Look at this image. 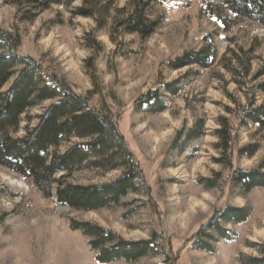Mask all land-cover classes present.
<instances>
[{
	"label": "rangeland",
	"instance_id": "374dc122",
	"mask_svg": "<svg viewBox=\"0 0 264 264\" xmlns=\"http://www.w3.org/2000/svg\"><path fill=\"white\" fill-rule=\"evenodd\" d=\"M58 1L26 19L27 7L0 0V27L20 35L21 56L88 95L89 106L114 122L143 180L135 181L137 193L129 192L118 204L78 211L44 198L0 165V264H101L88 246L90 238L71 230L70 222L96 225L126 242L155 241L136 261L108 264H264V187L243 196L230 181L231 168L252 169L264 156V128L240 123L249 101L264 104L256 87L264 83V27L235 18L219 0H168L150 5L147 14L157 26L141 40L116 24L138 0H100L91 6L101 10L89 17L73 14L88 8V0ZM206 5L222 12L225 24L210 17ZM102 15L106 22L100 27ZM211 43L215 55L208 68L169 67ZM163 84L178 90L176 96L162 93L165 110L139 111L138 101ZM47 104L29 111L30 121L23 118L13 136L35 125ZM224 125L231 138L226 154L231 168L219 163L217 131ZM190 130L198 135L184 142ZM122 172L96 175L82 168L70 182L102 186ZM18 184L21 190L15 189ZM225 205L251 208L245 223L225 226L236 239L219 240L211 254L194 248L197 231Z\"/></svg>",
	"mask_w": 264,
	"mask_h": 264
},
{
	"label": "trees",
	"instance_id": "16d2710c",
	"mask_svg": "<svg viewBox=\"0 0 264 264\" xmlns=\"http://www.w3.org/2000/svg\"><path fill=\"white\" fill-rule=\"evenodd\" d=\"M16 1L20 6L28 8L26 19L34 18L51 3L60 4L58 0ZM98 1L100 0H88V8H81L73 14L83 17L97 14L101 8L95 9L91 5L95 6ZM166 1L168 0H138L133 9L116 24L122 27L124 32L136 34L141 40H145L157 26L155 20H149L147 11L150 5L158 6ZM219 2L235 18H244L264 27V0ZM206 10L210 17L222 25L225 24L222 12L214 11L211 5H206ZM105 22L103 15L97 17L98 26H105ZM19 36L0 27V165L30 182L44 198L54 197L57 204L78 211L105 208L118 204L120 198L129 192L137 193L139 189L135 181H142L143 176L114 122L106 114L89 106L88 95L76 93L67 82L54 75L43 74L32 58L21 56L17 52L20 45ZM214 55L215 49L211 43L196 52L184 53L170 62L169 67L181 69L197 64L200 68H208ZM256 87L264 93V83ZM177 91L169 84H163L159 90L154 89L147 97L140 99L136 108L150 113L163 112L165 105L161 100L162 93L168 92L176 96ZM45 103H48L47 106L35 116L36 124H28L22 136L14 137L20 130L23 118L30 121L28 112ZM242 115V125L250 122L264 128V104L253 106V102L249 101ZM199 127L196 125L195 129ZM194 130L186 133L184 142L197 137L198 133ZM217 134L218 147L223 153L219 163L231 168V160L229 155H226L231 139L227 127L222 126ZM199 136H202V133ZM75 139L78 141L71 142ZM64 144L68 146L62 150ZM82 168L93 171L96 175L119 168H122L123 172L113 182L102 186H82L70 182L73 174ZM230 181L243 196L255 188H263L264 156L252 169L231 168ZM144 190L147 192L148 188L145 187ZM250 216L249 207L225 205L214 211L208 222L197 231L193 247L210 254L215 253L219 240L231 241L237 237L236 232L228 230L225 226L243 224ZM69 227L90 238L88 246L96 252L95 260L101 264L118 260L136 261L146 256L155 242L152 238L140 242H126L110 231L87 223L70 222ZM154 236L153 233L152 237Z\"/></svg>",
	"mask_w": 264,
	"mask_h": 264
},
{
	"label": "bare ground",
	"instance_id": "6f19581e",
	"mask_svg": "<svg viewBox=\"0 0 264 264\" xmlns=\"http://www.w3.org/2000/svg\"><path fill=\"white\" fill-rule=\"evenodd\" d=\"M156 142V141H155ZM201 164V161H199L198 163H197V165H200ZM15 189H22V186H21V184H18V185H16V187H15ZM195 199V198H194ZM194 202V201H193ZM196 203V202H195Z\"/></svg>",
	"mask_w": 264,
	"mask_h": 264
},
{
	"label": "crops",
	"instance_id": "0c3cea01",
	"mask_svg": "<svg viewBox=\"0 0 264 264\" xmlns=\"http://www.w3.org/2000/svg\"><path fill=\"white\" fill-rule=\"evenodd\" d=\"M129 150V149H128ZM130 151V150H129ZM132 153V151H130ZM133 154V153H132ZM134 155V154H133ZM135 157V156H134Z\"/></svg>",
	"mask_w": 264,
	"mask_h": 264
}]
</instances>
